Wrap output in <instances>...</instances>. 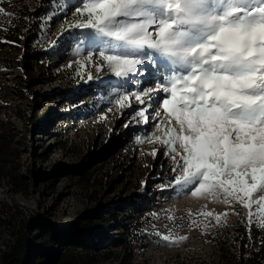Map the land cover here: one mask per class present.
Returning a JSON list of instances; mask_svg holds the SVG:
<instances>
[{
    "label": "rangeland",
    "instance_id": "obj_1",
    "mask_svg": "<svg viewBox=\"0 0 264 264\" xmlns=\"http://www.w3.org/2000/svg\"><path fill=\"white\" fill-rule=\"evenodd\" d=\"M81 4L0 0V131L12 135V152L0 161V216L23 225L31 240L23 264H71L79 254L94 264H116L129 253L136 264L212 257L216 238L227 226L247 223L248 209L170 183L172 162L156 140L170 126L164 109L147 101L145 124L137 110L146 105L133 95L125 102L132 107L117 102L155 89L158 79L144 83L152 67L128 81L106 66L98 71L100 45L88 41L90 30L63 31ZM5 173L18 175L21 192H11ZM209 211L219 223L203 215ZM157 233L187 239L168 244ZM10 239L0 225V250Z\"/></svg>",
    "mask_w": 264,
    "mask_h": 264
},
{
    "label": "snow or ice",
    "instance_id": "obj_2",
    "mask_svg": "<svg viewBox=\"0 0 264 264\" xmlns=\"http://www.w3.org/2000/svg\"><path fill=\"white\" fill-rule=\"evenodd\" d=\"M73 16L63 31L90 30L86 38L100 45L98 71L106 66L128 81L152 67L156 88L117 102L132 107L125 102L133 95L146 105L137 110L145 124L147 101L164 109L170 126L156 140L172 162L170 183L240 204L249 233L253 226L264 231V0H82ZM92 58L89 52L86 60ZM157 235L168 244L187 239Z\"/></svg>",
    "mask_w": 264,
    "mask_h": 264
},
{
    "label": "trees",
    "instance_id": "obj_3",
    "mask_svg": "<svg viewBox=\"0 0 264 264\" xmlns=\"http://www.w3.org/2000/svg\"><path fill=\"white\" fill-rule=\"evenodd\" d=\"M12 135L0 131V161L3 162L8 157L11 150ZM3 167H0V170ZM6 183L11 187V192H21V183L18 175L5 173ZM0 225L7 226V233L11 237L8 243L0 250L2 264H23L29 259L28 250L31 240L22 232L23 225H11L5 222L0 216ZM232 227L225 229L219 238H216V245L212 257L195 255L184 258L172 264H264V231L257 227H252L248 231L247 223H235ZM45 240L51 239L50 231L45 230ZM249 234L251 239H249ZM52 242H47L50 246ZM37 257L35 260H38ZM71 264H94V257L76 255ZM85 258V261H83ZM78 262V263H77ZM116 264H136L132 261L131 254L122 255L116 258ZM65 264V261H63ZM67 264V263H66Z\"/></svg>",
    "mask_w": 264,
    "mask_h": 264
},
{
    "label": "bare ground",
    "instance_id": "obj_4",
    "mask_svg": "<svg viewBox=\"0 0 264 264\" xmlns=\"http://www.w3.org/2000/svg\"><path fill=\"white\" fill-rule=\"evenodd\" d=\"M144 77H145V76H144ZM144 79H145L144 83L146 84V83H150V82L152 81V79H154V78H151V77L148 76V80H146V78H144ZM157 83H158V80L155 81L154 85H156ZM151 88H152V87H151ZM157 93H158V92H157ZM157 93H156V96H157ZM153 94H154V93H153ZM156 96H154V98H155ZM151 101H153V100H151ZM154 107H157V104H156V103H155ZM130 129H134V127H131Z\"/></svg>",
    "mask_w": 264,
    "mask_h": 264
}]
</instances>
